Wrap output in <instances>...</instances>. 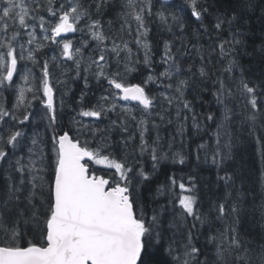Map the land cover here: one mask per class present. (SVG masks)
Returning a JSON list of instances; mask_svg holds the SVG:
<instances>
[{"label":"snow or ice","instance_id":"snow-or-ice-1","mask_svg":"<svg viewBox=\"0 0 264 264\" xmlns=\"http://www.w3.org/2000/svg\"><path fill=\"white\" fill-rule=\"evenodd\" d=\"M257 16L264 0H0V264H264V73L239 59L249 39L264 59ZM189 128L224 190L207 207L168 167ZM241 143L259 193L229 164Z\"/></svg>","mask_w":264,"mask_h":264},{"label":"trees","instance_id":"trees-1","mask_svg":"<svg viewBox=\"0 0 264 264\" xmlns=\"http://www.w3.org/2000/svg\"><path fill=\"white\" fill-rule=\"evenodd\" d=\"M157 23L159 22L157 21ZM249 28L255 37H260L262 34V29H264V22H262L258 16L253 17L249 24ZM161 31L163 30L161 29ZM165 38H167L166 35ZM157 39H159V37H157ZM260 44L261 41L259 39H255V47L257 50L256 54H251L253 48V41L251 39L246 41V49L241 50V55L239 57L240 62L242 65L250 69L249 74L251 75L259 76L264 73V59H261V56L258 54L260 51ZM48 51V49L45 50L46 53H48ZM245 51H247L249 55H246ZM158 56L159 54L157 53V58ZM205 98L211 100L210 96H206ZM197 110L205 111L206 109ZM168 131L171 132L172 129L169 128ZM162 135H166V133H162ZM205 139H207V136H205ZM193 140L195 142H193ZM200 142L201 141L195 137V130L189 128V138L186 139L189 155L186 163L184 165L177 164L174 166L169 164L168 167L170 168L171 172L176 174L178 180L181 176L184 177L185 182H187V178L189 176H192L195 179L197 195L204 202L205 207H207L209 202H214L218 197H222L224 195V190L222 183L217 181L215 166L211 165L210 163H205L202 158L201 160H197L196 144ZM201 157H203V153H201ZM229 164L240 169L242 172H245L247 174V186L249 188L255 187L256 193H259L260 186L256 183V180L259 175L258 170L260 169L261 164L258 157L254 154L252 146L244 143L239 144L238 155H236V159L234 161H230ZM220 175H223V172H221ZM252 220L253 217H249V223L245 224V227H251L255 229L256 225L251 223ZM255 220L258 221L259 217L256 216Z\"/></svg>","mask_w":264,"mask_h":264},{"label":"bare ground","instance_id":"bare-ground-1","mask_svg":"<svg viewBox=\"0 0 264 264\" xmlns=\"http://www.w3.org/2000/svg\"><path fill=\"white\" fill-rule=\"evenodd\" d=\"M200 163V162H199ZM211 164V163H210ZM198 167V166H197ZM179 170V169H178ZM210 170V169H209ZM175 171V170H174Z\"/></svg>","mask_w":264,"mask_h":264}]
</instances>
